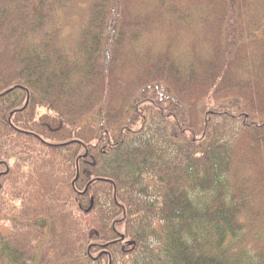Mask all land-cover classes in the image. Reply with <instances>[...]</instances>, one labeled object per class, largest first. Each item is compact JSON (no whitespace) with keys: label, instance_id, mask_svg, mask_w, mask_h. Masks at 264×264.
Here are the masks:
<instances>
[{"label":"trees","instance_id":"obj_1","mask_svg":"<svg viewBox=\"0 0 264 264\" xmlns=\"http://www.w3.org/2000/svg\"><path fill=\"white\" fill-rule=\"evenodd\" d=\"M83 2L0 0V264H264V0Z\"/></svg>","mask_w":264,"mask_h":264},{"label":"rangeland","instance_id":"obj_2","mask_svg":"<svg viewBox=\"0 0 264 264\" xmlns=\"http://www.w3.org/2000/svg\"><path fill=\"white\" fill-rule=\"evenodd\" d=\"M84 0H73V3L71 5V8H69L68 10H66V12H64L62 14V22H63V26L66 27L69 31V29L71 28V25L70 22L74 21L82 12L83 8L85 6V3L83 2ZM147 4V0H142V2H140L139 5H141L142 7H145ZM137 8V7H135ZM138 10V9H137ZM139 11V10H138ZM71 34V33H70ZM157 35H161V34H157V33H154L153 36L156 37ZM179 35V34H178ZM163 35L161 36H158V39L159 38H162ZM184 39V40H187V37L186 36H178V39ZM188 38H190V36H188ZM189 40V39H188ZM173 45L175 46L176 44L173 43ZM176 47V46H175Z\"/></svg>","mask_w":264,"mask_h":264}]
</instances>
